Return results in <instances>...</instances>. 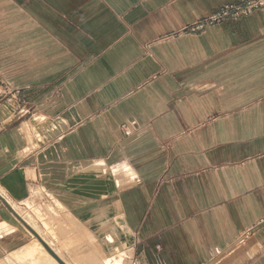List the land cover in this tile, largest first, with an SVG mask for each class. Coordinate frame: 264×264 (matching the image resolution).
I'll return each instance as SVG.
<instances>
[{
  "label": "crops",
  "instance_id": "1",
  "mask_svg": "<svg viewBox=\"0 0 264 264\" xmlns=\"http://www.w3.org/2000/svg\"><path fill=\"white\" fill-rule=\"evenodd\" d=\"M242 1L0 0V264H59L31 229L66 264H264V9L190 31Z\"/></svg>",
  "mask_w": 264,
  "mask_h": 264
},
{
  "label": "built area",
  "instance_id": "2",
  "mask_svg": "<svg viewBox=\"0 0 264 264\" xmlns=\"http://www.w3.org/2000/svg\"><path fill=\"white\" fill-rule=\"evenodd\" d=\"M264 9V0H243L238 4H228L214 12L207 18L199 21L190 28V31L197 32L207 27L220 24L228 20H240L253 15L256 11ZM6 91L11 90V85L6 84ZM264 223V221H262ZM249 233L244 234L239 243L245 244Z\"/></svg>",
  "mask_w": 264,
  "mask_h": 264
},
{
  "label": "water",
  "instance_id": "3",
  "mask_svg": "<svg viewBox=\"0 0 264 264\" xmlns=\"http://www.w3.org/2000/svg\"><path fill=\"white\" fill-rule=\"evenodd\" d=\"M34 237L43 245L47 252L59 263L66 264L56 253L55 251L44 241V239L34 230H32Z\"/></svg>",
  "mask_w": 264,
  "mask_h": 264
},
{
  "label": "rangeland",
  "instance_id": "4",
  "mask_svg": "<svg viewBox=\"0 0 264 264\" xmlns=\"http://www.w3.org/2000/svg\"><path fill=\"white\" fill-rule=\"evenodd\" d=\"M114 175L119 179V177L121 176L119 173H114Z\"/></svg>",
  "mask_w": 264,
  "mask_h": 264
}]
</instances>
